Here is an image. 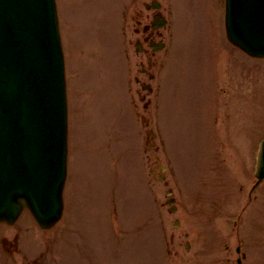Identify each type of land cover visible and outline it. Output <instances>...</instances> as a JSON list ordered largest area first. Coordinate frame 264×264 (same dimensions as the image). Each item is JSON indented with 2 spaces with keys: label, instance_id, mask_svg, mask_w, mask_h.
<instances>
[{
  "label": "rangeland",
  "instance_id": "obj_1",
  "mask_svg": "<svg viewBox=\"0 0 264 264\" xmlns=\"http://www.w3.org/2000/svg\"><path fill=\"white\" fill-rule=\"evenodd\" d=\"M152 1L57 0L69 99L65 211L50 231L28 211L17 227L0 224L9 236L0 249L11 254L0 264H238L242 254L240 264H264V181L247 198L264 137V60L226 42L223 0H157L167 25L154 37L165 48L153 52L135 31ZM138 92L153 106L144 109Z\"/></svg>",
  "mask_w": 264,
  "mask_h": 264
},
{
  "label": "water",
  "instance_id": "obj_2",
  "mask_svg": "<svg viewBox=\"0 0 264 264\" xmlns=\"http://www.w3.org/2000/svg\"><path fill=\"white\" fill-rule=\"evenodd\" d=\"M228 40L264 57V0H226ZM67 108L55 0H0V222L28 208L42 229L63 212ZM264 179V141L257 155Z\"/></svg>",
  "mask_w": 264,
  "mask_h": 264
},
{
  "label": "flooded vegetation",
  "instance_id": "obj_3",
  "mask_svg": "<svg viewBox=\"0 0 264 264\" xmlns=\"http://www.w3.org/2000/svg\"><path fill=\"white\" fill-rule=\"evenodd\" d=\"M154 20V19H153ZM154 23V21H153ZM153 23H152V27H153ZM144 34H145V37H144V40H149L151 41L152 39V35H153V32L152 31H149V27H148V24H146V26H144Z\"/></svg>",
  "mask_w": 264,
  "mask_h": 264
}]
</instances>
